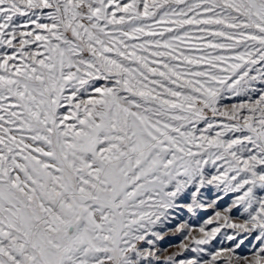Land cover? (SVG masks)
Listing matches in <instances>:
<instances>
[{
	"label": "snow or ice",
	"instance_id": "obj_1",
	"mask_svg": "<svg viewBox=\"0 0 264 264\" xmlns=\"http://www.w3.org/2000/svg\"><path fill=\"white\" fill-rule=\"evenodd\" d=\"M0 264H264V0H0Z\"/></svg>",
	"mask_w": 264,
	"mask_h": 264
},
{
	"label": "rangeland",
	"instance_id": "obj_2",
	"mask_svg": "<svg viewBox=\"0 0 264 264\" xmlns=\"http://www.w3.org/2000/svg\"><path fill=\"white\" fill-rule=\"evenodd\" d=\"M207 195H208L209 199L213 198L211 191H208L207 192ZM226 203H230V200L229 201H226V202L225 201H222L221 202V205L222 206H226ZM212 215H213V210L212 209H208L207 211L201 210L196 217H190V214H188L187 212H185L184 213V218L185 219H190V223L192 224V226L194 228H199ZM234 215H238V214L234 213ZM213 226L214 225H209L208 227L211 228ZM225 233L232 234V229H222L221 233L217 236L216 240H214L212 242V245H207L205 247L212 248L213 246H215V248H220L222 246L223 247L228 246L232 242L227 241V240H224L223 245H221V243H220V241L224 237V234ZM172 242L173 243H178V241H176V240H173ZM244 251H247V249H244Z\"/></svg>",
	"mask_w": 264,
	"mask_h": 264
}]
</instances>
